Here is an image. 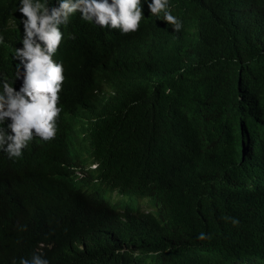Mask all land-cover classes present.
I'll use <instances>...</instances> for the list:
<instances>
[{"label":"trees","instance_id":"obj_1","mask_svg":"<svg viewBox=\"0 0 264 264\" xmlns=\"http://www.w3.org/2000/svg\"><path fill=\"white\" fill-rule=\"evenodd\" d=\"M190 1L170 0L183 28L163 48L146 40L155 16L128 34L69 25L62 47L59 97L103 88L92 115L121 137L124 184L167 186L151 166L175 167L174 223L119 220L57 179L69 151L57 120L54 139L0 153V264L41 253L50 264H143L140 249L154 264H264V0ZM69 128L82 150V130Z\"/></svg>","mask_w":264,"mask_h":264},{"label":"clouds","instance_id":"obj_2","mask_svg":"<svg viewBox=\"0 0 264 264\" xmlns=\"http://www.w3.org/2000/svg\"><path fill=\"white\" fill-rule=\"evenodd\" d=\"M170 5V0H15V6L7 0L0 1L1 156L20 158L34 138L54 139L57 120H62L69 151L61 156L57 179L69 183V188L90 206L102 208L119 220L149 222L153 217L164 220L162 224L174 223L168 194L176 177L175 167L171 172L165 163L154 162L151 166L167 186L124 184L122 178L130 181V177L121 164V137L92 115L98 104L92 96L100 99L103 88L80 94L70 91L59 97L68 56L62 54V47L70 33L69 25H96L128 34L138 31L149 16H155L156 23L146 40L153 47L163 48L172 32L183 28ZM74 17L80 21H74ZM186 40L184 37L185 43ZM69 123L81 129L86 139L80 151L73 147ZM186 157V169L191 173L195 166L190 154ZM197 238L203 241L208 237L202 232ZM152 254L140 249L132 255L134 259H145L143 264H154L150 262ZM19 264L50 262L41 253L33 254L31 260L22 258Z\"/></svg>","mask_w":264,"mask_h":264},{"label":"bare ground","instance_id":"obj_3","mask_svg":"<svg viewBox=\"0 0 264 264\" xmlns=\"http://www.w3.org/2000/svg\"><path fill=\"white\" fill-rule=\"evenodd\" d=\"M198 175H201V174H198ZM198 175H197V176H198Z\"/></svg>","mask_w":264,"mask_h":264},{"label":"rangeland","instance_id":"obj_4","mask_svg":"<svg viewBox=\"0 0 264 264\" xmlns=\"http://www.w3.org/2000/svg\"><path fill=\"white\" fill-rule=\"evenodd\" d=\"M10 24H11V22H10ZM232 115H234V114H232Z\"/></svg>","mask_w":264,"mask_h":264}]
</instances>
